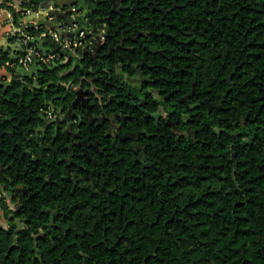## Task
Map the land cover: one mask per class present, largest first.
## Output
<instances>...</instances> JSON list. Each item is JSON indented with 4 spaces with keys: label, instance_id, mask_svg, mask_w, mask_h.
I'll return each instance as SVG.
<instances>
[{
    "label": "trees",
    "instance_id": "obj_1",
    "mask_svg": "<svg viewBox=\"0 0 264 264\" xmlns=\"http://www.w3.org/2000/svg\"><path fill=\"white\" fill-rule=\"evenodd\" d=\"M182 2L186 6L173 11L167 25L154 24L150 10L140 12L144 20L126 11L108 24L97 57L79 49L61 67L41 65L34 78L7 67L18 59L0 48V67L11 74L10 83L0 84V125L7 133L0 137V186H22L34 196L14 209L0 203L9 224L0 226V264H264V0ZM102 5L103 13L111 9L109 2ZM11 10L20 24V13ZM161 30L170 38L150 35L141 38L142 46L130 39ZM26 32L39 35L34 26ZM47 42L52 53L58 51ZM142 63L145 80L132 85V66ZM149 75L159 81L152 85ZM88 80L100 97L89 94L92 114L120 115L125 129L156 134L146 140L150 165L143 169L129 143L119 142L123 150L113 170L99 168L91 183L74 190L59 157L50 156L47 172L58 184L47 190L40 162H30L24 152L39 154L43 140L37 141L36 131L53 129L43 111L73 109L75 94L67 86L82 82L89 88ZM151 88L161 91L160 99ZM185 98L189 107L180 103ZM205 99L219 108L210 111L200 104ZM160 107L184 133L179 142L166 120L146 117ZM105 129L82 130L101 148L116 149ZM64 207L61 231L51 226V216Z\"/></svg>",
    "mask_w": 264,
    "mask_h": 264
},
{
    "label": "flooded vegetation",
    "instance_id": "obj_2",
    "mask_svg": "<svg viewBox=\"0 0 264 264\" xmlns=\"http://www.w3.org/2000/svg\"><path fill=\"white\" fill-rule=\"evenodd\" d=\"M182 1L183 0H95L98 6L97 9L100 12L97 13V17L101 16L102 14L105 23L103 32H101V34L99 35H94V42L92 44L94 48V44L97 43V38H99L103 45L99 46L98 50H95L91 55H88L92 57H97L99 55V52H101V49L105 46L106 36L108 35L107 27L112 19L116 17L123 18V16L125 15L124 13L129 10H131L132 15L137 14L139 15V18L142 19L140 12L143 9H146L150 10L153 14V17L151 18L155 20L153 22L154 24H157L159 22L160 25H167L169 15L173 11L186 6ZM104 2H109L111 5V9L105 13H103L102 11V4ZM150 35L155 38H160L162 36L170 38L169 34H166L163 30H161L159 33L140 31L137 34L131 35L130 39H132L133 43H140V45L142 46L143 44L141 42V38H149ZM145 50L149 53H156L154 49L149 47H145ZM172 66L173 58L168 57L167 69L170 70ZM144 67L145 66L143 65V63L132 66V69L134 71V77L132 78L136 80L138 84L143 83L145 80ZM152 69H154V67H152ZM182 71L184 72L185 69H183ZM132 78H128V80L130 81ZM162 79L166 80L167 83H172V81L167 78ZM147 81L154 85L159 81V79H153L152 76L149 75L147 76ZM227 82L229 86L233 85L231 83V78H228ZM88 83L91 85V87L89 88H83L82 82L79 85L70 84L67 86L68 90L71 89L75 94V100L72 106L73 109L66 110L65 112L63 111V109H61L55 119L47 120L48 124L52 121H57L55 124H53V129L50 130V132H48V126H45L44 128L38 129L36 131L35 136L37 141L41 142L43 140V142H41L39 146V154L30 156L28 152H24V154H26L29 158L30 162H40L38 168L41 170V172L42 170H46V175L41 174L40 172V180L46 182L44 187L47 190H52L53 186L58 184L57 182L52 180V175L47 172L50 166L49 160H51V158L52 160H54V158L59 157V163L62 164L63 174L66 178V181L68 182V186L70 188L73 187L74 190L82 182L91 183L92 176L94 174L96 175V171L99 172V168H102L103 166L106 167L104 170L105 174L108 173V170H110L111 168L113 170L114 166L118 163L119 155L123 150L121 149L120 143H129L131 150L136 156V162H142L143 169L150 165L149 163L145 162V151L146 149H149L148 147H150V142H147L146 140L154 139L156 137V134H146L145 131H130L125 129L123 127V122L125 120L120 115L107 114L105 111L100 116H95L94 114H92L93 105L90 103L89 94L90 92H93L98 98L100 97L99 95H97V89L94 87L93 82L91 80H88ZM81 89L82 92L88 91V95L83 96ZM150 90L157 99H160L161 91L155 88H151ZM170 97L171 95H169L165 99L169 101ZM77 99H79V101L75 105L74 103ZM183 101L188 107L190 106L187 98L180 101V103H182ZM200 104L205 105L210 111L219 108V105L216 102H211L209 99H205L204 101L201 100ZM84 109L87 113L81 114ZM155 115H158V118H153V116ZM169 115L170 114L164 108L160 107L157 113L153 115L147 114L146 117H150L157 123H159L161 120H166L169 127L172 128L173 132L177 136V142H179L180 138L184 136V133L180 132L177 129L176 125L169 118ZM181 118H187V114H182ZM92 127L101 128L102 130L107 127V129H105L106 136L114 142V146H116V149L101 148L98 143L92 140V137L88 135V132L82 130L83 128L91 129ZM194 134V132H190V135ZM126 135H131V139H124ZM4 136L0 135V137ZM81 161L84 164H80ZM2 187L5 191H7L4 186ZM15 191H22V194H16ZM10 192L13 193L12 201L16 203L15 208H18L21 204L28 205L30 199L34 197L30 195L29 190L22 186H18L15 189L10 190ZM111 192L112 191L108 190L109 195L112 194ZM55 196L64 198V196L60 195ZM69 196H71L72 198L74 197L73 195ZM86 196L88 198H91L92 194ZM1 202L7 203L6 198L0 197V203ZM72 206L74 207V204H72ZM73 207L69 209L68 213H71ZM64 210L65 207L62 209V211L55 212L51 216V226H54L61 231L65 230V227L59 225V223H61L62 221V216H68L67 212H65ZM44 231V228H41V238H45Z\"/></svg>",
    "mask_w": 264,
    "mask_h": 264
},
{
    "label": "built area",
    "instance_id": "obj_3",
    "mask_svg": "<svg viewBox=\"0 0 264 264\" xmlns=\"http://www.w3.org/2000/svg\"><path fill=\"white\" fill-rule=\"evenodd\" d=\"M45 1L46 0H35V3L33 5L31 4L27 7H22V3L18 5L17 3L12 1L7 2V0H0V17L4 18V16L8 13V20L6 17L5 23L7 25L8 21V24L11 27L9 35L18 43V45L22 47V52L21 56L18 59V63L11 64L10 62H7V67L29 71L30 67L34 63V57H37L41 61L40 66L44 65L47 67H52L53 64L58 63L59 61L60 63L68 62L70 55L75 54L79 49L84 50L89 44H92V42L88 40V33L84 31L81 32L78 37H71L70 39H66V37H63L61 34L63 33L65 35H68L70 33H73V31L78 29L79 26L75 25V28H71L66 24V21L64 19L58 20L55 13L69 12V18L75 19L79 15L76 6H73L71 8H62L54 4H50L49 7L45 9L42 7V4L45 3ZM11 9H15L20 13V24L15 23L14 13ZM34 16L36 17V19L32 20L31 17ZM41 16L46 18L44 24H41L38 21V18ZM54 24H56L55 28L52 27ZM29 26H34L35 29L39 32V35L36 37L30 36L26 32V29ZM37 37L45 40L51 39L57 44L58 51L54 53L50 52L47 57H43L42 53L38 51L35 46H30L32 45L30 42ZM43 112L47 120H53L58 116V111L53 107H49Z\"/></svg>",
    "mask_w": 264,
    "mask_h": 264
},
{
    "label": "water",
    "instance_id": "obj_4",
    "mask_svg": "<svg viewBox=\"0 0 264 264\" xmlns=\"http://www.w3.org/2000/svg\"><path fill=\"white\" fill-rule=\"evenodd\" d=\"M50 4H54L62 8H71L73 6L77 7V11L79 15L75 19L69 18V14H70L69 12L55 13L58 20L64 19L66 21V24L70 26L71 28H75L74 27L75 25L79 26L78 29H76L75 31H73V33H70L68 35L61 33L63 37H70V38L78 37V35L84 31L88 33L89 38L93 39L95 37L94 35H99L103 31L105 21H104L102 14L101 16L97 17V13H100V12L97 9L98 6L95 0H46L45 3L42 4V7L47 9ZM31 19L34 20L36 19V17L35 16L31 17ZM38 20L40 21L41 24H44L46 21V18L41 16L38 18ZM30 43L32 45H36V49L42 53L43 57H47V55L51 52V49L45 46V43H46L45 39H41L37 37V38H34ZM102 45L103 43H101V40L97 38V43L94 44V48L88 49V46H87L84 49V53L91 55L95 50H98L99 46H102ZM40 63L41 61L37 57H34V63L30 67L29 71L20 70L21 74L23 76H27L30 78L37 77L41 70ZM64 64H65L64 62L55 63L53 64L52 69L61 67ZM77 88H80V87H77ZM81 92H82V89H81ZM82 95L83 96L88 95V91H85V92L83 91ZM78 101L79 99H77L74 104L76 105ZM153 118H158V115L153 116ZM56 122L57 121H52L49 124H55ZM0 135L1 136L7 135V133H3L1 131V125H0ZM8 136L10 135L8 134ZM124 139H131V135H128V136L126 135Z\"/></svg>",
    "mask_w": 264,
    "mask_h": 264
},
{
    "label": "crops",
    "instance_id": "obj_5",
    "mask_svg": "<svg viewBox=\"0 0 264 264\" xmlns=\"http://www.w3.org/2000/svg\"><path fill=\"white\" fill-rule=\"evenodd\" d=\"M23 1L24 0H12V2H15L18 5H20ZM6 17L8 20V13L7 15L4 16V18L0 17V48L3 49L5 52H8L13 59H19V57L21 56L22 47L18 45V43L9 35L11 27L8 24V21L6 25L5 23ZM52 27L55 28L56 24H54ZM67 38L70 39V37H66V39ZM34 46L36 47V45ZM45 46L47 48H50V45L48 44L47 40ZM10 81H11V74L8 72L6 68L0 67V84L2 82L10 83Z\"/></svg>",
    "mask_w": 264,
    "mask_h": 264
},
{
    "label": "rangeland",
    "instance_id": "obj_6",
    "mask_svg": "<svg viewBox=\"0 0 264 264\" xmlns=\"http://www.w3.org/2000/svg\"><path fill=\"white\" fill-rule=\"evenodd\" d=\"M130 83L132 85H138L137 81L134 80L133 78L130 80ZM12 192L10 191H5L3 189V187L1 186L0 187V197H5L6 198V201L10 207V209H14L16 207V203L12 201ZM17 225L19 228H22L23 227V224L21 223L20 220H17L16 221ZM0 226L2 228H7L9 227V224L8 222L5 220L4 216H3V212L0 211Z\"/></svg>",
    "mask_w": 264,
    "mask_h": 264
}]
</instances>
